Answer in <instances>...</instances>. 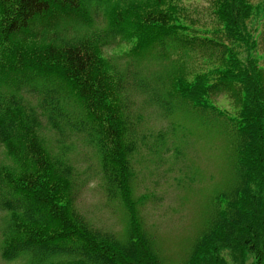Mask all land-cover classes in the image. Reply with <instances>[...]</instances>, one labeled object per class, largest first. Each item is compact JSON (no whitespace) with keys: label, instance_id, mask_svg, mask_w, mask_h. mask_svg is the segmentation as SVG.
I'll return each mask as SVG.
<instances>
[{"label":"trees","instance_id":"16d2710c","mask_svg":"<svg viewBox=\"0 0 264 264\" xmlns=\"http://www.w3.org/2000/svg\"><path fill=\"white\" fill-rule=\"evenodd\" d=\"M178 1L0 0V144L13 164L0 167V206L9 218L5 258L28 253L31 264H160L130 197L135 142L124 75L102 52L119 38L131 43L135 58H179L198 45L209 50V69L188 78L183 67L170 68L169 89L151 92L166 112L170 99L181 98L225 117L234 132L237 181L216 196L184 264H229L222 251L232 264H264V63L256 55L264 0H212L210 34L183 21ZM100 12L105 28L91 30ZM222 90L237 104L233 117L210 100ZM71 113L80 115L75 123ZM41 116L61 133L65 125L86 132L95 145L108 195L127 211L124 239L91 228L74 209L73 169L39 137Z\"/></svg>","mask_w":264,"mask_h":264},{"label":"rangeland","instance_id":"374dc122","mask_svg":"<svg viewBox=\"0 0 264 264\" xmlns=\"http://www.w3.org/2000/svg\"><path fill=\"white\" fill-rule=\"evenodd\" d=\"M178 3L183 6V21L189 26L208 34L215 28L212 0ZM104 28L105 19L100 12L91 30ZM130 48V42L119 38L102 48L103 55L124 75L121 91L135 142L129 159L130 197L160 264H184L214 208L216 196L231 191L237 181L234 132L225 117L202 112L181 98L170 99L169 112L152 98L151 92L162 95L169 89L168 69L183 67L188 78L209 69L212 59L208 49L198 45L188 51L190 55L179 58H173L174 54L166 58L152 54L135 58L129 54ZM256 52L264 63V31L258 38ZM27 98L36 105L34 98ZM210 100L228 117L235 116L237 104L230 91L222 90L211 95ZM71 116L74 123L80 117ZM38 135L52 155L61 157L73 169L74 209L91 228L124 239L127 211L117 196L108 195L99 155L86 132L65 125L61 133L41 116ZM5 165L13 164L0 144V167ZM8 219V213L0 206V264H31L28 253L9 259L3 256ZM222 254L232 264L226 251Z\"/></svg>","mask_w":264,"mask_h":264}]
</instances>
